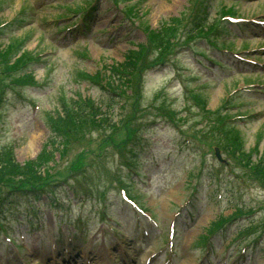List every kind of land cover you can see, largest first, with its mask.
<instances>
[{
    "label": "rangeland",
    "instance_id": "1",
    "mask_svg": "<svg viewBox=\"0 0 264 264\" xmlns=\"http://www.w3.org/2000/svg\"><path fill=\"white\" fill-rule=\"evenodd\" d=\"M61 1L0 0V23L6 31L0 38L2 43L7 41L10 34L15 41L27 36L26 48H38L41 54L40 60L30 66L39 86H26L7 92V99L0 106V148L13 145L18 163L32 159L39 153L49 135L44 125L45 111L57 104L60 94L71 95L79 91L95 101L107 98L104 91L77 79V73L101 71L103 74L102 65L122 61L128 48L144 42L147 38L145 31L136 27L138 20L151 31L163 23L169 28L175 20L176 25L179 24L178 30L191 17H188L191 6L187 0H122L127 6L133 5L135 10L132 12L138 17L134 24L127 22L129 34L122 38L124 30L115 28L117 19L112 18L113 10H105L103 3L98 21L93 19V22H98L100 28L107 25L109 30L102 34L94 30L95 33L88 37H81L63 28L74 20L76 22L73 23L78 25L80 19L77 16L60 19L57 26L63 29L55 31L58 29L52 25L51 19L61 11ZM205 1L209 3L207 16L210 18L219 13L221 5L232 6L235 16H264V0ZM123 3L119 2V9L124 7ZM29 5H38L32 16L19 13L20 8ZM182 11L186 13V19L183 18L185 15L180 16ZM95 23L92 24L93 29L98 27ZM222 25L225 30L219 28L217 32L220 40H225L232 51L256 61V65L234 58L229 61L228 57L225 61L218 50L205 45L202 46L203 51L216 58L220 66L210 71L195 60V53L190 51L180 52L172 62V41L169 53L159 54L156 45L149 46L145 65L150 64L148 62L154 57L163 60L169 58L171 61L161 69L158 67L140 75V80L138 78L133 83L130 101L126 103V96H123L122 107L114 104L109 115L110 122L118 123L128 120L133 112L134 117L140 116L141 141L131 151L135 155L134 165H137L138 174L131 173L123 163L127 159H123L117 150L123 134L114 135L115 144L106 141L104 131L86 132L85 136L69 138L63 159L56 152L53 153V161L49 164L53 165L52 176L47 190L37 195H17L13 198L3 193L4 199L10 202L6 201L7 204H2L0 209V264H21L14 256L12 244L24 242L29 250L23 249L20 253L28 264H61L58 259L64 248L69 251L65 257L67 264H79L78 257L82 258L81 264L86 257L93 258L89 260L91 264H130L131 258L134 260L132 264H142L144 254L163 251L166 223L177 205L194 188L197 195L192 201L198 208L194 212V219H190L191 225L189 220L186 223L181 221V217L191 210L192 205L183 209L175 221L173 263H202L206 254L203 248L194 247V242L216 216L229 214L235 203H239L250 213L244 214L246 216L229 230L211 237L212 248L217 255H213L210 262L264 264V184L255 178L264 177V168H260L263 175H252L250 168L239 164H244L247 158L257 162L264 160V83L251 85L250 88L262 89V94L233 95L230 99L236 103L234 107L225 100L232 87L241 88L247 81L264 82V29L247 23ZM194 43L198 44V41ZM192 50L194 52L195 47ZM191 76H198L199 79L196 78L195 82ZM5 80L10 82L12 79L8 77ZM201 84L199 94L207 102L204 110L186 93L187 89L192 91ZM139 86L142 96L136 100L134 89L139 94ZM128 93L131 94L130 91ZM112 97L115 102L120 101V98ZM35 105L38 109L34 112ZM160 105L164 108L158 109ZM225 109L232 114H246L237 123L241 135L238 151L243 155H236L238 151H235L231 157L222 151L220 157L225 159V163H222L214 156V137L217 133L204 121V111ZM207 119L213 121L211 116ZM258 139L259 145L255 146ZM83 150L88 152L83 155V163L76 176L65 166ZM129 152L124 149L123 155L129 156ZM127 173H130L129 176ZM122 185L157 222V227L150 231L144 242H138L143 238L137 222L132 221V211L120 202L118 193ZM218 192L221 199L215 196ZM100 209H104L105 216L112 217L113 222H105V217L101 218L99 214ZM249 225H252V229L245 237L235 238L223 249L236 230ZM5 236L11 242L5 241ZM256 240L257 245H254ZM50 244H55L57 250L48 251ZM243 245H247V248L244 253H239ZM72 255L74 258L69 261ZM164 255L165 252H162L154 264H163Z\"/></svg>",
    "mask_w": 264,
    "mask_h": 264
},
{
    "label": "trees",
    "instance_id": "2",
    "mask_svg": "<svg viewBox=\"0 0 264 264\" xmlns=\"http://www.w3.org/2000/svg\"><path fill=\"white\" fill-rule=\"evenodd\" d=\"M160 35L154 36L153 43L160 46H165L166 41L173 37V27L169 28L164 32V29H161L159 32ZM168 46H165L162 50H166ZM128 61L124 63L121 67L122 71H115L116 74H130L131 70L134 69L135 61L137 58L138 51H131ZM5 55V54H4ZM3 58L0 59V65H3L1 69L2 78L5 76H10L11 68L7 66V61ZM0 57L1 52H0ZM8 71L10 73H8ZM111 88L117 91L119 86H114L111 83ZM1 89V87H0ZM69 100L61 99L60 107L61 109L55 111V115L48 120V126L52 130L53 135L56 138H59L58 147H55L53 144H57V140H50L49 143L52 144L55 151H59L61 156H64L69 143V138L71 137H80V135L86 133L85 130L87 125L95 128L97 131L102 130V127L108 121L106 118L107 112H102L100 106L87 101V104L84 103L85 100L68 98ZM113 125V128H116L117 125ZM60 144V146H59ZM60 147V148H59ZM12 148H7L4 151H0V183L3 181L6 184L10 185L8 180H11L14 176H21L16 181L17 187L19 189L27 187H36L38 185H43L45 183L48 170V161L52 159L51 153L46 152V146L44 145L43 151L37 157L36 160H31L23 165H19L13 157L11 152ZM83 155L78 154L77 157L73 160L72 164L69 166L72 171L78 169V166L81 164ZM44 169V175L40 171ZM15 183V182H14ZM12 186V185H11ZM217 223V222H216ZM216 223H213L216 224Z\"/></svg>",
    "mask_w": 264,
    "mask_h": 264
}]
</instances>
